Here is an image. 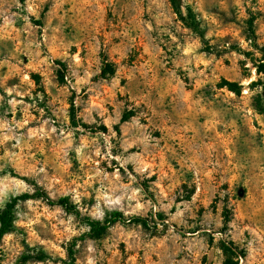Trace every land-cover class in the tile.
Returning a JSON list of instances; mask_svg holds the SVG:
<instances>
[{
	"label": "rangeland",
	"instance_id": "374dc122",
	"mask_svg": "<svg viewBox=\"0 0 264 264\" xmlns=\"http://www.w3.org/2000/svg\"><path fill=\"white\" fill-rule=\"evenodd\" d=\"M181 1L0 0V214L79 211L20 201L0 264H264V0Z\"/></svg>",
	"mask_w": 264,
	"mask_h": 264
},
{
	"label": "trees",
	"instance_id": "16d2710c",
	"mask_svg": "<svg viewBox=\"0 0 264 264\" xmlns=\"http://www.w3.org/2000/svg\"><path fill=\"white\" fill-rule=\"evenodd\" d=\"M170 1H171L173 8L181 15L182 14L181 9L183 6L182 1L181 0H170ZM187 10H188V13L185 17H183V20L187 22L189 28L196 31L199 34L200 38L204 40L205 36H204V33L200 30L199 20L197 18V15L195 14L192 8L188 7ZM248 23H249V30H250L249 40L251 41V44L254 47H256V49H260L259 44L257 43V35L254 30V19L251 18ZM72 122L74 126L76 127L83 126L84 128H87V126L84 123H79V121L75 120L74 114L72 115ZM29 200H42L51 205L55 204V205L62 206L68 212H72L76 214L79 213V211L70 203L69 199L62 198V199H59L58 201H53L49 197L48 193L43 188L39 187L38 185H35V190L33 193L28 192V193H24L22 195L15 197L14 199H12V201H10L6 205L5 210L0 214V241L6 234H9L14 231L15 208L18 205V203L20 201L25 202ZM166 221H167V218L164 217L163 214H158L156 218H152L151 220L149 218L138 217V218L132 219L131 222L138 223L146 228H151V222H153L155 225H157V223H161L167 226ZM87 222L90 227L89 235L95 238H100L107 233L108 229L110 228L112 224H115L117 222L125 223L126 219L121 213L115 212L112 214L110 219H107L105 221L87 219ZM223 244H224L225 249L229 251L230 254L234 256L235 258H245L247 256L245 252L237 251V249H235V247H233L232 245L226 242H224ZM23 258L26 262L27 261H39L40 262V261H46V260L51 259V256L45 253L43 250H40L38 253H36V255L28 254V255H25Z\"/></svg>",
	"mask_w": 264,
	"mask_h": 264
}]
</instances>
